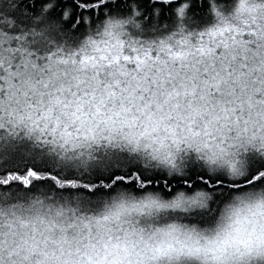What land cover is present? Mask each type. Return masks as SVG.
Returning <instances> with one entry per match:
<instances>
[{"label": "snow or ice", "instance_id": "1", "mask_svg": "<svg viewBox=\"0 0 264 264\" xmlns=\"http://www.w3.org/2000/svg\"><path fill=\"white\" fill-rule=\"evenodd\" d=\"M0 264H264V0H0Z\"/></svg>", "mask_w": 264, "mask_h": 264}]
</instances>
